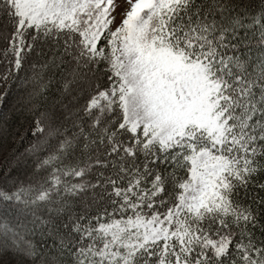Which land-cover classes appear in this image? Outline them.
<instances>
[{"label":"snow or ice","instance_id":"6c2138e0","mask_svg":"<svg viewBox=\"0 0 264 264\" xmlns=\"http://www.w3.org/2000/svg\"><path fill=\"white\" fill-rule=\"evenodd\" d=\"M0 264H264V0H0Z\"/></svg>","mask_w":264,"mask_h":264},{"label":"trees","instance_id":"16d2710c","mask_svg":"<svg viewBox=\"0 0 264 264\" xmlns=\"http://www.w3.org/2000/svg\"><path fill=\"white\" fill-rule=\"evenodd\" d=\"M11 102H14V101H11Z\"/></svg>","mask_w":264,"mask_h":264}]
</instances>
